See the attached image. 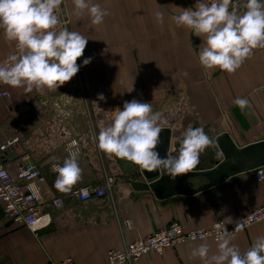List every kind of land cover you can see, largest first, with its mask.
Returning <instances> with one entry per match:
<instances>
[{"label":"crops","instance_id":"obj_1","mask_svg":"<svg viewBox=\"0 0 264 264\" xmlns=\"http://www.w3.org/2000/svg\"><path fill=\"white\" fill-rule=\"evenodd\" d=\"M242 2L233 0L230 10L243 12ZM90 3L108 12L103 23L92 24L87 12L78 15L73 0L62 3L70 31L89 39L77 60L79 75L54 91L26 92L23 87L6 86L8 97L0 98V144L18 130L26 142L0 155L13 175L20 158L28 156L40 169V186L48 200L64 193L54 186L57 173L52 168L63 164L69 156L66 145L77 140L82 178L71 190L101 185L106 176L114 179V186L103 199L69 201L63 210L48 209L52 222L37 233L14 225L0 205V264H49L65 259L74 264H107L108 252L121 250L124 241L148 236L171 223L185 231L205 229L217 222L233 223L264 205V182H258L253 171L194 195L158 198L151 190L135 191L129 182L145 183L139 166L100 151L96 140L98 122H109L111 111L137 99L151 103L161 115L162 129L171 130L169 153L173 156L178 155L179 140L189 127L203 128L214 141L227 134L239 148L264 142V48L254 49L233 74L206 71L198 60L202 38L177 27L172 19L194 8L197 0ZM157 12L163 13L162 23L156 19ZM14 44L0 30V61L13 53ZM88 58L91 62L83 65ZM101 93L105 100H98ZM71 94L76 95L72 102ZM237 97L247 99L249 107L241 110L234 104ZM60 100L69 102L62 116L55 109ZM218 151L216 142L209 146L193 171L214 168L221 160ZM165 175L161 169V176ZM206 183L201 177L189 181L193 188ZM126 222H131V229L125 228ZM259 237H264V221L234 235L232 243L243 254ZM201 243L209 245L210 256L216 254L217 242L205 240L145 256L135 264H203L191 255Z\"/></svg>","mask_w":264,"mask_h":264},{"label":"clouds","instance_id":"obj_2","mask_svg":"<svg viewBox=\"0 0 264 264\" xmlns=\"http://www.w3.org/2000/svg\"><path fill=\"white\" fill-rule=\"evenodd\" d=\"M62 3L63 0H0V30L16 48L15 54L0 63V83L23 87L26 92L54 91L78 73L77 60L83 56L89 39L66 27L57 29L61 24L58 12ZM73 4L76 13L87 12L94 25L103 23L108 15L90 0H73ZM231 4L232 0H210V3L197 0L194 8L172 17L177 27L190 29L202 38L198 60L206 71L219 69L233 74L253 56L254 49L264 48V0H243L240 5L243 12L230 10ZM156 19L162 23L163 13L157 12ZM90 62L91 58L84 59L83 65ZM105 99L102 93L98 95V100ZM234 104L241 110L249 107L245 98L237 97ZM111 112L109 122H98V149L127 160L142 171L163 169L173 181L193 172L200 163V155L215 143L203 128L189 127L179 140L178 155L162 158L156 149L161 143L163 121L151 103L132 99L124 102L122 110L116 108ZM78 156V151H73L62 165L53 164L57 190L70 192L81 180ZM216 156L222 159L224 154L218 151ZM241 230L237 225L230 234L218 226L216 254L210 256L209 245L201 243L191 255L199 257L203 264H264V237L257 238L242 254L232 243L235 232Z\"/></svg>","mask_w":264,"mask_h":264},{"label":"built area","instance_id":"obj_3","mask_svg":"<svg viewBox=\"0 0 264 264\" xmlns=\"http://www.w3.org/2000/svg\"><path fill=\"white\" fill-rule=\"evenodd\" d=\"M207 1L210 3V0ZM58 15L61 24L57 26V29L66 27L70 31V21L62 5ZM15 53L16 48L14 44L12 54ZM6 58L1 60L0 63L4 62ZM6 86L0 83V98L8 97ZM81 94L82 87L79 84V96ZM69 100L70 102L76 100V95L71 94ZM67 103L69 102L60 100L55 105L56 112L61 116L65 113L66 109L64 110L63 106L65 108ZM25 142L26 138L24 134L19 130L16 131L12 137L5 139L0 144L1 155L18 150ZM66 151L68 155L70 152L78 151V157H80L81 149L77 140L70 141L66 145ZM1 155L0 205L2 206L4 216L14 225L26 228L34 233L50 226L52 216L48 212V209L63 210L69 201L83 203L91 199H103L111 193L114 186V179L106 176L101 185H84L47 200L40 186V169L28 159V156L24 155L20 158L21 161L17 164V172L13 175L6 168L5 161ZM253 172L258 182H264V166L254 169ZM263 221L264 205L244 216L237 217L233 223L217 222L205 229L185 231L178 223H171L169 226L148 236L140 237L134 241H124L121 250L108 252L107 264H135L145 256L152 254L160 255L165 250L182 244L205 240L217 242L215 236L218 226L219 230H227L230 234L234 232L237 225L241 226L242 230L235 232L236 235ZM124 226L126 229L132 228L131 222H126ZM49 264H74V262L71 259H65L60 262H50Z\"/></svg>","mask_w":264,"mask_h":264},{"label":"water","instance_id":"obj_4","mask_svg":"<svg viewBox=\"0 0 264 264\" xmlns=\"http://www.w3.org/2000/svg\"><path fill=\"white\" fill-rule=\"evenodd\" d=\"M171 134L169 129L161 130V143L156 151L159 152L162 158L170 154ZM215 142L224 156L210 170H196L178 176L174 181L168 176L166 171L165 176H161V170L154 172L142 171L145 183L129 182V184L135 191L151 190L158 198H167L175 195H194L220 184L228 178L264 166V142L239 148L227 134L220 135ZM200 177L205 178L207 183L198 188L191 187L189 181Z\"/></svg>","mask_w":264,"mask_h":264}]
</instances>
